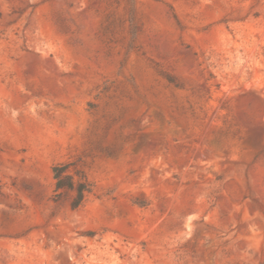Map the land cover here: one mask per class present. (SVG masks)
<instances>
[{"label":"rangeland","instance_id":"374dc122","mask_svg":"<svg viewBox=\"0 0 264 264\" xmlns=\"http://www.w3.org/2000/svg\"><path fill=\"white\" fill-rule=\"evenodd\" d=\"M0 264H264V0H0Z\"/></svg>","mask_w":264,"mask_h":264},{"label":"trees","instance_id":"16d2710c","mask_svg":"<svg viewBox=\"0 0 264 264\" xmlns=\"http://www.w3.org/2000/svg\"><path fill=\"white\" fill-rule=\"evenodd\" d=\"M54 177L56 180L57 191H71L75 193L72 201V208L78 209L82 206L86 194L90 192V184L85 177L76 181L74 177L68 173V166H56L53 169Z\"/></svg>","mask_w":264,"mask_h":264},{"label":"bare ground","instance_id":"6f19581e","mask_svg":"<svg viewBox=\"0 0 264 264\" xmlns=\"http://www.w3.org/2000/svg\"><path fill=\"white\" fill-rule=\"evenodd\" d=\"M86 33H84V36L86 37V35H85Z\"/></svg>","mask_w":264,"mask_h":264}]
</instances>
